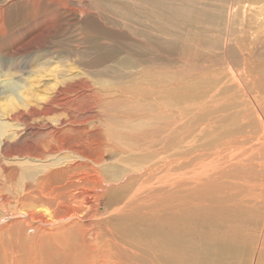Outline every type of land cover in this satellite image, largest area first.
Here are the masks:
<instances>
[{
	"label": "bare ground",
	"instance_id": "bare-ground-1",
	"mask_svg": "<svg viewBox=\"0 0 264 264\" xmlns=\"http://www.w3.org/2000/svg\"><path fill=\"white\" fill-rule=\"evenodd\" d=\"M43 70L0 89V264H264V50L242 55L238 124L207 157L83 73L36 92Z\"/></svg>",
	"mask_w": 264,
	"mask_h": 264
},
{
	"label": "rangeland",
	"instance_id": "rangeland-1",
	"mask_svg": "<svg viewBox=\"0 0 264 264\" xmlns=\"http://www.w3.org/2000/svg\"><path fill=\"white\" fill-rule=\"evenodd\" d=\"M27 1L0 0V89L41 67L36 92L83 73L115 95L109 106L171 124L194 154L207 157L234 133L229 83L242 55L264 50V0H41V18Z\"/></svg>",
	"mask_w": 264,
	"mask_h": 264
}]
</instances>
